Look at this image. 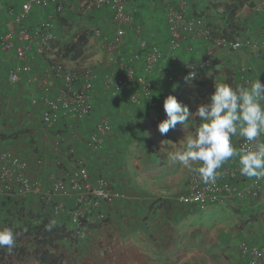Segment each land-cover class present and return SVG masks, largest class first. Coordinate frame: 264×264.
<instances>
[{
  "label": "crops",
  "instance_id": "0c3cea01",
  "mask_svg": "<svg viewBox=\"0 0 264 264\" xmlns=\"http://www.w3.org/2000/svg\"><path fill=\"white\" fill-rule=\"evenodd\" d=\"M39 1L40 3L32 6L26 24L29 28H35L42 21L52 20L56 39L48 47L47 55L35 56L28 60L31 66L30 73L21 72V68L25 64L24 61L17 60L13 54L4 53L0 48V115L6 114L7 121L12 119L11 113L7 111L12 112L13 109L19 108L12 106V101L13 104L22 106L24 111H28L32 118L45 113V105L40 99L41 93L45 92L42 78L51 66L50 64L53 65L56 61L63 59L62 47L73 41L79 31L86 29L93 33L96 30H101V34H105L110 39L116 37L118 26L105 9L89 13L82 12L80 5L83 0H70L64 14L58 15L49 0ZM228 1L226 0V2ZM22 2L23 0H0V36L8 31L17 30L15 16L20 11ZM173 2L175 3L177 0H173ZM204 3L203 0H192L188 8L189 14L208 19V28L212 32L221 33L227 28L225 20L220 25L217 16L212 14L211 9L207 8V4ZM127 11L134 16L132 18L134 24H139L141 27L140 38L149 44L157 45L161 51L159 64L149 76L153 84V98L156 106H150L146 102L139 106L130 104L129 96L135 90L129 84L124 86L117 98L111 97L105 92L103 87L105 75L111 72L113 77H116V75L122 76L124 73L115 67V56L106 51L103 40L90 35L84 55L77 62L93 69L99 67L96 69L99 75L94 87L92 115L84 120L62 117L56 125L50 127L45 126L43 122L42 124L49 129L48 132L53 136H58L55 133L60 134L61 125H64L62 130H65V133L62 131L61 140L64 139V142L66 140L68 143L65 144L66 147L73 143L76 149H81L83 148L81 141L84 138L88 141L98 121L104 118L109 119L111 132L109 136L103 138L101 151L95 152L90 149L89 152L88 148H84L85 162L92 181L103 177L113 189L128 196L127 199L118 201L108 208L109 216L116 222L119 238L122 240L120 247L114 248L115 243L111 235H103L104 248L108 249V252L111 250L113 254H118L124 263L168 264L170 261L169 264H175L176 256L186 255V258L190 260L191 247H202L200 242L199 245L192 244L197 240L202 241L200 234L204 232L201 225L203 218L197 216L194 213L195 210H190V207L183 206L178 202V198L187 193L190 176L194 171H189L173 158L174 154L182 149L181 140L188 132L194 131L200 120L193 114L188 128L177 124L174 129H170L162 135L158 128L151 126L150 118L160 116L159 113L164 110L163 101L168 95L175 96L177 94L179 78L185 64L202 62L209 51L213 56L212 66L200 68L197 74L200 94L205 98V103L214 92L215 83H227L233 88L248 86L249 82L256 78L262 83L264 48L261 46L264 43V11L251 14L238 13L240 28L237 32L238 37L252 38L258 42L260 49L242 48L237 51H228L214 48L201 40L185 37L179 50L173 53L168 50L169 32L163 4L154 2V0H129ZM140 38L128 31L126 37L120 39V53L135 69L142 72L140 55L143 54V51L138 45ZM63 60L70 65L69 59ZM102 63L103 65L108 64V66L106 68L103 65L99 66ZM241 67H246L249 71L246 76L247 82L240 78ZM11 70H16L19 75V80L13 84L8 81V74ZM163 74L165 77L161 79ZM229 78L231 81H228ZM58 85L57 82L53 83L50 89L51 95L57 93ZM1 100L4 101L3 104H1ZM68 134L72 135L68 136ZM6 135L8 132L4 125L0 127V153L3 152L1 149L9 142V139L3 140V136ZM239 139L240 137H233L234 147ZM41 147L43 154L46 150V143H42ZM78 152L81 154L79 150ZM46 153L49 151L47 150ZM59 158L62 159V156L60 155ZM237 159L238 157L231 158L217 170V173H220L226 166L239 167ZM197 166L199 165H194V167ZM30 168L32 169V166L29 164L25 174L36 173L38 175L41 173L39 166L35 167L34 171ZM250 179L239 171L237 184L245 186ZM260 196L264 198V183ZM230 205L234 204L226 200L213 207V211L224 212ZM244 208L253 220L251 221L253 226L249 231V237H251L249 239L257 243H259L257 240H261V244L264 245V199H248ZM111 218L107 223L108 227ZM192 237H194L193 240ZM162 239H165L164 243L160 242ZM94 245L97 246V244ZM63 247L66 248L64 245ZM235 257L231 259L233 262L230 264H235ZM238 258L239 256H237ZM182 260L185 262L184 259ZM16 264L37 263L28 261L26 263L16 262Z\"/></svg>",
  "mask_w": 264,
  "mask_h": 264
},
{
  "label": "built area",
  "instance_id": "2783aa9c",
  "mask_svg": "<svg viewBox=\"0 0 264 264\" xmlns=\"http://www.w3.org/2000/svg\"><path fill=\"white\" fill-rule=\"evenodd\" d=\"M192 0H154L163 4L164 14L169 32L168 50L176 52L181 46L185 37L201 40L214 48L237 51L242 48L257 50L264 48V43L260 47L258 42L252 38H240L233 36L226 39L221 34L212 32L204 17L189 14L188 8ZM211 3L212 0H203ZM54 5L58 15L64 14L70 0H49ZM129 0H83L80 5L82 12H93L97 10H107L112 21L118 28L115 38L110 39L103 36L100 31L93 32L95 36H100L105 44V49L110 55L115 56V62L119 70L124 74L119 77L106 76L103 87L111 97H118L126 84L133 86V93L129 96L130 104L139 106L146 102L150 106H156L153 98V84L149 76L157 68L161 59L160 48L155 44H149L143 38L142 30L133 25L131 15L127 11ZM40 3L39 0H23L21 9L15 16L17 25L16 31H8L0 36V48L4 53L13 54L19 61L25 64L21 72L30 73L31 66L28 60L35 56H42L47 51L52 42L55 41L54 23L52 20L40 22L37 27L29 28L26 21L32 10V6ZM217 13L222 15L221 8ZM127 30L139 40V48L143 51L142 72L128 62L125 56L120 53V39L126 36ZM102 35V36H101ZM264 36V31H263ZM65 59L64 57H62ZM63 59L56 61L49 66L42 78V86L46 96L43 97L45 103V113L42 122L45 126L56 125L62 117H69L75 120H83L92 115L94 111L95 83L98 80V73L92 67L82 66L80 63L70 60L68 65ZM213 63L212 53H206V58L200 63L188 62L180 75L179 90L189 81L197 78L198 70L210 67ZM72 64V65H71ZM189 72H194L195 77L188 79ZM240 78L247 82L246 76L249 71L246 67L239 70ZM165 74L161 75L164 79ZM19 75L16 70H11L8 74V81L16 83ZM57 82L59 88L55 95L50 94L53 83ZM264 83V77L262 79ZM111 123L109 119L100 120L90 138L87 141L88 147L92 151H99L103 147V138L109 136ZM258 142H264L262 136ZM247 145L243 138L235 143V148L239 151ZM238 161V159H237ZM73 166L65 177L57 178L53 181L49 189V198H54L56 204L53 215L57 220L62 212H66L70 219V224L75 230L74 236L84 239L88 234L87 225L90 229L95 224L103 223L106 219L104 208L110 207L117 201L126 199V196L113 189L110 184L102 177L96 180L91 179L88 169L81 158L73 161ZM28 163L18 158L10 151L0 153V197L26 198L41 195V183L30 180L25 174ZM240 168L224 167L214 182L204 183L196 172L190 176L188 191L178 198V202L186 207H193L199 212H205L224 201H246L251 198L264 199L260 196L264 178L252 177L245 186H239L237 179ZM239 181V180H238ZM45 198L47 196H40ZM73 201V208L66 211L65 200ZM239 255L243 258L241 264H264V249L257 244H241Z\"/></svg>",
  "mask_w": 264,
  "mask_h": 264
},
{
  "label": "rangeland",
  "instance_id": "374dc122",
  "mask_svg": "<svg viewBox=\"0 0 264 264\" xmlns=\"http://www.w3.org/2000/svg\"><path fill=\"white\" fill-rule=\"evenodd\" d=\"M219 2L225 3L226 0H219ZM205 3L208 5V6L206 5V7L211 9L212 14L217 16V19L219 20L218 22L221 25L222 22H224V18L222 17V15L216 12V10L212 7L211 3H207V2ZM131 17L133 18L134 16L131 15ZM132 22L134 26L141 29L139 24L136 25L134 24V21ZM206 22H207V25H209L208 19H206ZM127 31H130V30H127ZM92 34L93 33L91 31V34H90L91 36L102 39L100 36H95ZM102 35L105 36V34H102ZM102 47L104 48V46ZM142 57H143V54L140 55V58H141L140 64H142ZM111 64L112 62L110 61V65ZM102 65L103 63L99 64V66H102ZM115 65H116V62H115ZM107 66L108 64L103 65L104 68H106ZM115 67L119 69L117 65ZM97 68L99 67H96L94 69L96 70ZM136 71L140 73L139 69H136ZM105 76L113 77V73L109 72ZM116 77H119V75H116ZM129 85L131 86V84ZM44 96H46V93L45 92L41 93L40 99H41V102L45 105L43 101ZM3 103L4 101L1 100V104ZM12 106L19 107V108L13 109L12 112L10 110L7 111L8 113H11L12 115V119L9 121L5 119L6 114L4 113L1 114L0 115V127H3L5 125L7 128L8 135L14 134V136L16 137L10 138L9 142L6 143V145L1 150L12 152L18 158L28 163L27 167H29V164H30V166H32V169L30 168V170L32 171L35 170V167H38V166L40 167L41 170L39 172L41 173H39L38 175H36V173L26 174L30 180L42 182L41 183V193L42 194L39 196L34 195L30 197L40 198V196L45 195L47 196L45 198H47V201H48L49 189L53 181L57 178H62L63 176L62 174L64 170H67V169L71 170V166H73L74 159L81 158L85 162L86 156L84 153V148L85 149L88 148L89 152H90V148L88 147L86 143L87 142L86 138H84L81 141V145L83 147L81 149H76L73 143L70 144L68 147H66L65 144H68L66 143V140L65 142H64V139L61 140L62 139L61 133L63 131L62 129L64 128V125H61L62 128H61L60 134L55 133L59 137L53 136V134H50L48 132L49 129L44 127L42 124V115L44 113L39 114L36 118H32L31 115H29L28 111H24V108L22 106L16 103L13 104V101H12ZM52 128H55V127H52ZM63 132L65 133V130ZM71 135L72 134H68V136H71ZM67 141L69 142V140ZM44 142L46 143V150H45V153L42 154L41 145L42 143L44 144ZM18 143H21V144L19 145ZM15 144H17V146H15ZM22 144H25V145H22ZM47 150L49 151V153H46ZM78 150L80 151L81 154H79ZM99 151H101V149ZM95 152H98V151H95ZM60 155L62 156V159L59 158ZM124 195L126 196V199H127L128 198L127 194H124ZM26 198L28 199L29 196ZM255 199H260V197L255 198ZM246 201L244 202L236 201V200L231 201L235 206L234 205L228 206L226 208L227 210L224 212L220 210L213 211L214 208H210L208 209V211H205V212H199L195 210V208L190 207L189 208L190 210H193V211L195 210L194 213L197 216L203 218L201 225H202L204 232H201L200 234L201 235L200 240L202 241L197 240L196 242L192 244V245H199V242H200V245H202V247L200 246L191 247L190 260L186 258V255L176 256L175 264H183V263L187 264V262L188 264H230L231 262H233V260L231 259H233V257L235 256H236L235 257L236 259H234V263L241 264L243 262V258L239 255V247L241 244H248V243H250L249 245L257 244V245H260L264 249V245L263 243L261 244V240H257L259 241L260 243L259 244L257 242H254V240L251 241L249 239L251 238L249 237V231L252 229L253 224L251 223V221L253 220L251 219L250 216H248V214L245 211L244 205ZM65 203L71 204L72 202L71 200L67 198L65 200ZM229 208H231L232 210H230ZM106 215L108 219L111 218L109 216L108 209H107ZM108 222L109 220L105 223L95 224L94 227L90 229V232L87 234V236L84 239H82V241L80 240L79 243L77 242L76 248L73 246H68L69 241H65L66 244H61L60 251L64 252L63 253L65 257L64 264H129V262L127 263L122 262L120 260L122 257L118 256V254H113V251L111 250H109L108 252L107 251L108 249L104 248L103 235L104 236L111 235V238H113V241L115 243L114 248L120 247V244L122 241L119 238L116 222H114L111 218V223L109 227L107 224ZM193 239L194 237H192V240ZM96 240H98L99 242H95ZM164 240L162 239L160 240V242L164 243ZM94 244H97V246ZM63 245L66 246V248L63 247ZM115 252H118V250H115ZM192 253H195V254H192ZM237 256H239L238 259H237ZM182 259H184L185 262ZM132 262L135 263L134 261ZM168 262L170 263V261ZM5 264H9V263L6 262ZM11 264H16V262H13Z\"/></svg>",
  "mask_w": 264,
  "mask_h": 264
},
{
  "label": "clouds",
  "instance_id": "9594fccd",
  "mask_svg": "<svg viewBox=\"0 0 264 264\" xmlns=\"http://www.w3.org/2000/svg\"><path fill=\"white\" fill-rule=\"evenodd\" d=\"M195 77L189 72L188 79ZM166 119L158 124L163 135L177 124L188 128L193 113L173 95L163 101ZM200 123L181 140L182 149L174 154L189 171L196 172L204 183L214 182L217 170L231 158L238 157L242 175L264 178V83L257 78L248 86L233 88L227 83H215L207 103H201L194 112ZM233 137L243 138L247 145L237 150ZM194 165H199L194 167ZM14 246L12 229L0 230V247Z\"/></svg>",
  "mask_w": 264,
  "mask_h": 264
},
{
  "label": "trees",
  "instance_id": "16d2710c",
  "mask_svg": "<svg viewBox=\"0 0 264 264\" xmlns=\"http://www.w3.org/2000/svg\"><path fill=\"white\" fill-rule=\"evenodd\" d=\"M211 5L216 12L219 8L223 11L222 17L227 24V28L219 34L228 40L234 35L238 36L237 32L240 30L238 26L239 12L251 14L264 10V0H229L225 3L212 0ZM90 34L91 30L79 31L73 41L62 47V56L73 62L79 61L84 55ZM46 52H44V56L47 55L48 52ZM228 81H231V78ZM199 89L200 83L196 78L189 81L175 94L177 101L187 106L193 114H195L194 112L199 104L205 103V98L200 94ZM159 114L160 116H157V118H150L151 126L158 128L159 122L167 118L164 110H161ZM14 137H16L14 134L6 135L3 136V140ZM84 163L86 165V162ZM68 170H64L62 177L66 176ZM71 202V204H65L66 211L73 208V201ZM55 205L57 204L54 198L47 201V198L42 197H29L28 199L12 196L0 197V230L10 228L14 233V246L11 249L0 247V264L6 262L9 264L13 262L26 263L28 261L37 264H64V252L60 251L61 244H66L65 241H69L68 246L76 248L77 242L79 243L82 239L74 236L75 230L71 226L66 212H62L60 217L55 220L53 215ZM110 207L103 210L107 212ZM108 220L107 217L104 223ZM87 228L89 233L90 224L87 225Z\"/></svg>",
  "mask_w": 264,
  "mask_h": 264
}]
</instances>
